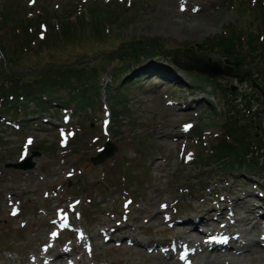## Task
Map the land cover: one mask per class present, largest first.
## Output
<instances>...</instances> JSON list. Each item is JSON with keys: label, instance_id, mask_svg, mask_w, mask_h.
Masks as SVG:
<instances>
[{"label": "rangeland", "instance_id": "rangeland-1", "mask_svg": "<svg viewBox=\"0 0 264 264\" xmlns=\"http://www.w3.org/2000/svg\"><path fill=\"white\" fill-rule=\"evenodd\" d=\"M260 2L264 5V0H184L183 8H190L182 12L181 0H0V11L5 3H18L20 11L34 18L41 7L62 15L73 6H95L108 23L102 34V26H96L101 15L90 19L101 43L72 41L63 49L42 41L17 64L24 70L62 62L79 48L72 61L91 63L98 75L97 84L89 81L97 85L90 105H78L80 85L74 83L68 91L61 89L62 99L50 100L46 109L31 101L18 118H0V264H38L42 258L48 264H177L178 258L165 250L175 240L195 252L197 258L188 262L202 264L217 251L209 248L199 255L186 236L190 225L180 221L187 216L211 220L210 226L198 222L194 235L203 238L211 235L203 231L218 230L211 219L217 210L225 214L226 227L251 242L258 237L243 218L258 216L244 211L254 203L264 224V89H258L264 86V52L237 61L248 57L247 34L263 32L262 15L255 10ZM195 22L202 23L197 32L192 31ZM186 24H193L188 33ZM233 32L243 37L242 43L232 52L235 58H227L209 39ZM93 34L87 31L86 36ZM114 37V43L103 41ZM129 44L149 52L124 78L135 79L137 73L140 84L123 86L112 78L118 59L99 56L112 48L119 57ZM157 47L158 56L153 54ZM191 49L232 67L233 76L208 79L174 63L184 61ZM107 140L114 141L116 153L94 164L92 157ZM223 141L235 145L232 165L248 166L249 161L254 168L203 161ZM237 141L247 151L232 144ZM29 156L34 168L9 166ZM58 219L59 225L50 228ZM99 227L110 228L104 240L94 238ZM79 246L67 260H53L55 250L71 252Z\"/></svg>", "mask_w": 264, "mask_h": 264}, {"label": "trees", "instance_id": "trees-1", "mask_svg": "<svg viewBox=\"0 0 264 264\" xmlns=\"http://www.w3.org/2000/svg\"><path fill=\"white\" fill-rule=\"evenodd\" d=\"M14 4L10 3L8 5V3H5L0 12V48L3 53L0 56V118H18L20 112L28 110L27 105L31 101L36 102V105L42 109H46V105L50 100H56L60 97L58 94L61 89L68 91L74 83L80 85L77 87V92L80 93L78 105H86L85 97L91 91L88 81L95 79L96 68L89 62L83 64L72 61L73 58L76 59L77 54L81 53L79 48L69 51V57L66 56V59H62V62L58 60L52 61L50 64L40 67H38L40 64L30 65L31 68L24 70L19 69L17 64L25 61L28 53L40 48L39 45L42 41L51 43L53 47L63 45V49L72 41L83 43L94 39L101 43L100 40L98 41V32L93 34V38H87L86 36L87 31L90 30V33L93 31V29H87L89 23L84 16L87 9H76L74 12L69 10L62 15H57L56 13L51 14L46 8L41 7L39 17L34 18L31 16L26 17L24 12L17 7L18 3L16 6ZM258 7L255 10L262 15L260 22L263 32L256 35L253 34L254 31H251L250 34H247L250 36V50L247 53V58L240 57L242 59L239 61L241 64L248 58L253 57L252 53L264 52V5L260 2ZM88 13L94 15L95 11L89 9ZM253 16L255 18V14ZM256 17L259 19L258 16ZM93 20L96 21L97 17H94ZM98 22L96 21V25ZM99 23H102V20ZM251 24L256 27L254 19L251 20ZM40 33H43V37H40ZM227 35L209 39L210 44L214 48L217 45V48L223 51L226 57L235 58L232 52L237 49L238 43H242L243 37L237 35L236 32ZM148 45L150 47L155 46V44L152 45V42H148ZM137 46L136 44H129L127 48L122 49L124 51L119 50L121 63H119L117 69L121 68L123 71L121 73L118 72L115 77L123 75L125 67L128 66L130 61V64L137 62L149 52L144 48L137 49ZM139 46L142 47V44ZM106 54H103V56H106ZM153 54L158 56L162 53L157 47ZM95 86L91 85L92 89ZM72 91L74 90H71L70 93ZM63 100L65 99L63 98ZM231 130H234V127ZM233 147L235 145H229L224 141L221 142L220 149L215 147V152L210 156V159L213 162H218V159H221L225 163L232 165L229 158ZM242 151L244 153L247 150L242 147ZM203 158L205 160L209 159ZM240 160L241 158L238 161Z\"/></svg>", "mask_w": 264, "mask_h": 264}, {"label": "bare ground", "instance_id": "bare-ground-1", "mask_svg": "<svg viewBox=\"0 0 264 264\" xmlns=\"http://www.w3.org/2000/svg\"><path fill=\"white\" fill-rule=\"evenodd\" d=\"M190 7L186 6L184 8V10L182 12L188 11ZM184 15H186V13H183ZM196 26H194L192 29L193 32H197L198 28H201V22H195ZM193 24H186L184 31H186V33H188L189 31H191V26ZM170 30V29H169ZM168 31V28H167ZM241 200H243L246 203V198H241ZM8 205L11 203V201H7ZM215 209V208H214ZM258 207L253 203L252 205H250L249 207L245 206L244 211H251L252 214H257L258 216H253V215H247V217L243 218V221L246 223H250L251 224V228L253 229L254 235H258V237L254 240L250 239H246V236L242 235V234H238L239 232H237L236 230L230 228V227H226V225H220L223 223H228V220L226 221V216L223 213V211H218L217 210V215L212 214L214 216H211L215 220V223H213V226H215L214 228H217L218 233H223L226 234L227 236L224 237V239L219 240L217 242L212 243V250H216L217 251V255H215V257L211 258V259H205L202 264H257L258 262L264 261V244L262 243V238L264 237V224H262L261 220L259 218H261L262 216L260 215L261 213H258ZM216 210V209H215ZM260 211V209H259ZM216 217V218H215ZM259 217V218H258ZM258 218V219H256ZM59 220L55 221L54 223H52L50 225V228H55L59 225ZM199 221H203L205 222L208 226L211 225L210 221L211 220H207L202 218V216H195V217H190L187 216L185 219H183L180 222H188V224L190 225L191 229L189 230V233L186 236H189L191 238L190 242L192 245L196 246V251H199V255L200 252H206L209 248V243L207 241V236H204L203 238H201L200 235H194V234H198L199 230H198V222ZM179 222V223H180ZM184 223V224H186ZM182 224V223H181ZM235 224V223H234ZM230 226V224H228ZM226 227V228H224ZM118 230L119 227H117ZM110 228L105 227H99L98 231L94 234V238L95 240H99L102 239L104 240L107 235H106V231H109ZM207 232L210 230H206ZM205 232V233H207ZM242 232V231H241ZM75 233V232H74ZM204 233V232H203ZM252 235V234H251ZM134 241V240H133ZM138 242V240H136ZM248 241V242H246ZM250 241V242H249ZM136 243V242H135ZM141 245H143L140 241L138 242ZM169 243V242H167ZM234 243H238L240 244L239 247H236V245H234ZM166 243H164L165 245ZM155 245H159L158 243ZM50 248V247H49ZM81 248L80 246L77 248H74L72 251L71 248V252L67 251V250H55L54 254L55 257L53 258V260H58L59 261H64L68 259V256H70V253H76V251ZM170 250V249H169ZM244 251V252H241ZM56 252V253H55ZM177 253H174L171 251V256L176 257ZM68 255V256H67ZM189 258H191V260L193 261L192 257L195 259L197 257H195V252L191 251L189 252ZM52 259V258H51ZM56 262V261H55ZM38 264H48L47 261L44 260V258L41 259V262H39ZM53 264V263H50ZM177 264H184L181 261H178Z\"/></svg>", "mask_w": 264, "mask_h": 264}, {"label": "water", "instance_id": "water-1", "mask_svg": "<svg viewBox=\"0 0 264 264\" xmlns=\"http://www.w3.org/2000/svg\"><path fill=\"white\" fill-rule=\"evenodd\" d=\"M184 58L185 61H181V62H179L178 60L175 61L185 69L197 70L200 73H204L212 77L223 74L233 76L232 68L228 69L227 66L224 68L222 64L214 61L212 58L205 59L202 56L196 55L193 51H190V53ZM233 89L235 90L236 87L233 86ZM115 151H116V146L111 142H108L107 147L97 157H94L93 161L96 164L103 162L107 158L114 155ZM10 166L27 169V168H33L35 166V163L32 161V157H29L20 163L10 164Z\"/></svg>", "mask_w": 264, "mask_h": 264}, {"label": "snow or ice", "instance_id": "snow-or-ice-1", "mask_svg": "<svg viewBox=\"0 0 264 264\" xmlns=\"http://www.w3.org/2000/svg\"><path fill=\"white\" fill-rule=\"evenodd\" d=\"M183 3H184V0H181V4H182V7H181V10L183 11L184 10V8H183ZM194 11H196V9H193ZM190 127V125H186L185 126V130H187V128H189ZM30 142V141H29ZM15 214V213H14ZM53 236H56L57 235V233H53L52 234Z\"/></svg>", "mask_w": 264, "mask_h": 264}]
</instances>
